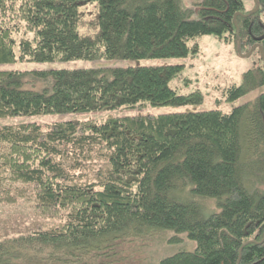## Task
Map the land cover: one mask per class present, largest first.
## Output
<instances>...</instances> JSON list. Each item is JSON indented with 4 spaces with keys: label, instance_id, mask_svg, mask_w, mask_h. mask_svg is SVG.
<instances>
[{
    "label": "trees",
    "instance_id": "16d2710c",
    "mask_svg": "<svg viewBox=\"0 0 264 264\" xmlns=\"http://www.w3.org/2000/svg\"><path fill=\"white\" fill-rule=\"evenodd\" d=\"M258 5L244 17L242 0H0V67L186 58L204 36L241 40L242 53L264 32ZM181 70L0 69V120L200 103L169 88ZM263 85L264 66L253 67L227 100ZM18 201L32 216L0 219V264H117L124 246L162 232L195 248L159 264H264V93L227 114L3 124L0 205Z\"/></svg>",
    "mask_w": 264,
    "mask_h": 264
},
{
    "label": "rangeland",
    "instance_id": "374dc122",
    "mask_svg": "<svg viewBox=\"0 0 264 264\" xmlns=\"http://www.w3.org/2000/svg\"><path fill=\"white\" fill-rule=\"evenodd\" d=\"M199 0H183L188 5ZM243 12L251 13L254 9L252 0H242ZM83 14L84 24L89 23L95 14L94 5L86 4L80 7ZM259 20L264 27V14L259 15ZM85 30V26L80 29ZM195 46L196 52L189 53L186 58H166V59H139V60H73L64 62L39 63L16 61L10 65L0 67L3 70L12 71H39V70H84V69H123L138 66H182L178 77L169 83V88L175 90L180 95L200 92L202 101L197 104L184 106H144L123 107L113 111H96L82 113H62L46 114L35 117H14L0 120L3 124L17 125L20 123H35L38 125H48L56 122H103L114 117L163 115L174 113H200L208 111H220L227 114L232 109L242 106L260 94L264 93V85L247 93L243 97L229 101L227 100V90L231 86H239L242 76L253 67L264 66L260 54L251 53L248 57V50L240 51V44L234 40L204 36L190 41L188 46ZM17 53V47L14 48ZM242 55H241V54ZM7 183V182H6ZM210 204V212H218L213 200H207ZM9 215L30 218L32 210L25 201H18L16 204L0 205V219H8ZM2 217V218H1ZM7 224V220H4ZM178 237L177 242H169L172 238ZM194 242L185 235H175L172 232L145 233L136 242L130 244L127 255L117 264H159V262L178 252L194 251Z\"/></svg>",
    "mask_w": 264,
    "mask_h": 264
},
{
    "label": "water",
    "instance_id": "95a60500",
    "mask_svg": "<svg viewBox=\"0 0 264 264\" xmlns=\"http://www.w3.org/2000/svg\"><path fill=\"white\" fill-rule=\"evenodd\" d=\"M254 4H255V7H254V9H253V11L251 12V13H249V14H247V15H242V16H244V17H250L252 14H255L258 10H259V5H258V0H254ZM264 38V34H263V36L260 38L261 40ZM256 46H254V48H255ZM258 47V49H259V54H260V56H261V58H262V60L264 61V51H263V48L260 46V45H258L257 46ZM241 54V53H240ZM242 55V54H241ZM250 55V53L249 54H247V55H243L244 57H248ZM240 254V253H239Z\"/></svg>",
    "mask_w": 264,
    "mask_h": 264
},
{
    "label": "flooded vegetation",
    "instance_id": "af4514ba",
    "mask_svg": "<svg viewBox=\"0 0 264 264\" xmlns=\"http://www.w3.org/2000/svg\"><path fill=\"white\" fill-rule=\"evenodd\" d=\"M263 34H264V32H263ZM263 34L261 35V36H259V37H256V38H252L253 39V41H254V44H253V46L251 47V48H249V50H248V52H250V54L251 53H253V52H258L259 53V49H258V45H260L262 48H263V51H264V47H263V45L261 44V42L264 40V38L261 40L260 38L263 36ZM237 43H239L240 44V49L242 48L241 47V40H238V42ZM254 46H256L255 48H254Z\"/></svg>",
    "mask_w": 264,
    "mask_h": 264
},
{
    "label": "bare ground",
    "instance_id": "6f19581e",
    "mask_svg": "<svg viewBox=\"0 0 264 264\" xmlns=\"http://www.w3.org/2000/svg\"><path fill=\"white\" fill-rule=\"evenodd\" d=\"M236 32H237V30H236ZM249 53H250V52H249ZM249 53H248V54H249Z\"/></svg>",
    "mask_w": 264,
    "mask_h": 264
}]
</instances>
